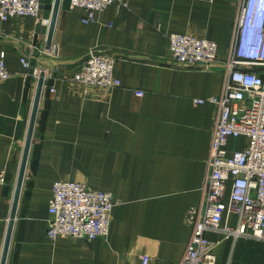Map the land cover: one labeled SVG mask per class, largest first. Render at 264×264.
Segmentation results:
<instances>
[{
	"label": "crops",
	"instance_id": "1",
	"mask_svg": "<svg viewBox=\"0 0 264 264\" xmlns=\"http://www.w3.org/2000/svg\"><path fill=\"white\" fill-rule=\"evenodd\" d=\"M54 0L40 15L51 18ZM240 0H116L84 21L86 9L61 0L47 53L49 24L32 15L0 18V260L32 113L44 82L5 264H179L193 226L192 206L205 195L207 159L218 105L194 99L221 92ZM217 42L216 60L183 66L170 53L169 33ZM116 56L120 83L107 93L71 76L89 52ZM30 57L27 69L20 57ZM264 71L262 66H254ZM29 72V73H28ZM50 85L55 91L49 90ZM144 90L137 95L135 90ZM238 147L230 139L228 148ZM84 181L120 198L106 236L46 234L53 182ZM207 231L217 264H264V240Z\"/></svg>",
	"mask_w": 264,
	"mask_h": 264
},
{
	"label": "built area",
	"instance_id": "2",
	"mask_svg": "<svg viewBox=\"0 0 264 264\" xmlns=\"http://www.w3.org/2000/svg\"><path fill=\"white\" fill-rule=\"evenodd\" d=\"M113 1L70 0V5L85 8L83 19L88 22ZM118 1L127 4V0ZM43 3L0 0V18L32 15L49 24L50 18L40 15ZM169 40L171 55L183 66H207L217 58V42L213 39L171 32ZM45 51L56 55L57 47L51 43ZM20 60L31 68L30 57L22 55ZM116 60L112 53L91 51L71 79L83 84L85 92L96 89L107 93L120 83L114 75ZM227 64L221 92L194 99L217 104L218 113L207 159L205 195L199 207L189 210L193 230L179 264H217L215 242L207 231L221 229L231 214L236 215L237 223L224 225L227 234L264 240V71L254 69L264 67V0H240ZM10 73L5 58L0 56V79ZM49 90L54 92L55 86L50 85ZM135 93L143 95L144 90ZM230 139L238 147L229 149ZM4 180L5 171H1L0 181ZM118 203L120 198L113 191L92 188L84 181L58 179L52 186L47 237L90 240L106 236ZM141 264H152V257L143 254Z\"/></svg>",
	"mask_w": 264,
	"mask_h": 264
},
{
	"label": "water",
	"instance_id": "3",
	"mask_svg": "<svg viewBox=\"0 0 264 264\" xmlns=\"http://www.w3.org/2000/svg\"><path fill=\"white\" fill-rule=\"evenodd\" d=\"M60 1L61 0H54L53 1L52 14H51V18H50L48 36H47V46H49L52 42V37H53V32H54V28H55L56 17H57ZM43 82H44V72L42 71L39 75V78H38L36 94H35V98H34L32 113H31V117H30V122H29L26 140H25L23 155H22V159H21V163H20L17 182H16V186H15V192H14V197H13V201H12V205H11L8 227H7V231H6V236H5V241H4V246H3L0 264H5V262H6L10 237H11V233H12V227H13L16 209H17V205H18V201H19V197H20V191H21L22 182H23V178H24L26 162H27L28 153H29V149H30V143H31V139H32V133H33L34 123H35V119H36L38 104H39V100H40V96H41V92H42Z\"/></svg>",
	"mask_w": 264,
	"mask_h": 264
}]
</instances>
